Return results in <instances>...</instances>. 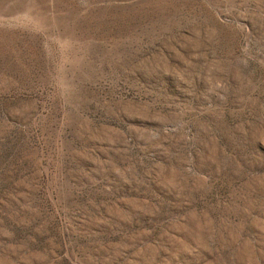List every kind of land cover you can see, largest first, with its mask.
Wrapping results in <instances>:
<instances>
[{
  "label": "rangeland",
  "instance_id": "1",
  "mask_svg": "<svg viewBox=\"0 0 264 264\" xmlns=\"http://www.w3.org/2000/svg\"><path fill=\"white\" fill-rule=\"evenodd\" d=\"M0 264H264V0H0Z\"/></svg>",
  "mask_w": 264,
  "mask_h": 264
}]
</instances>
